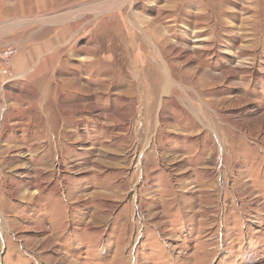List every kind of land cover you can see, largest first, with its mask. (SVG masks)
<instances>
[{"label":"rangeland","instance_id":"374dc122","mask_svg":"<svg viewBox=\"0 0 264 264\" xmlns=\"http://www.w3.org/2000/svg\"><path fill=\"white\" fill-rule=\"evenodd\" d=\"M20 1L0 0V264H264V0Z\"/></svg>","mask_w":264,"mask_h":264},{"label":"bare ground","instance_id":"6f19581e","mask_svg":"<svg viewBox=\"0 0 264 264\" xmlns=\"http://www.w3.org/2000/svg\"><path fill=\"white\" fill-rule=\"evenodd\" d=\"M215 19V18H214ZM153 33V32H152ZM141 38V37H140ZM149 38V41H152L150 39V37L148 36ZM159 38V37H158ZM139 40V39H138ZM157 40V39H156ZM159 40V39H158ZM147 40H141L140 39V42H137V38L136 37H133L131 38L130 42H129V45H128V50H131V53H136V58L137 56H141V55H144V49H146L147 47H150L149 44H147L146 42ZM148 41V42H149ZM159 46V45H158ZM152 47V46H151ZM154 51H155V55H157L158 59L160 60H157L158 61V68H157V73L155 71V74L157 75L156 78H155V83L158 85L159 82L162 83V88H165V86L168 84V82L170 81V77L172 75V70L169 68L168 66V63L167 61H165L163 55H162V52L160 50H156V48L154 47ZM143 50V51H142ZM142 51V53H141ZM148 56H146L147 58ZM147 62V61H146ZM150 62V60L148 61ZM147 65V64H146ZM146 69V68H145ZM160 79V81H159ZM159 81V82H158ZM160 86V85H159ZM162 91V90H161Z\"/></svg>","mask_w":264,"mask_h":264},{"label":"crops","instance_id":"0c3cea01","mask_svg":"<svg viewBox=\"0 0 264 264\" xmlns=\"http://www.w3.org/2000/svg\"><path fill=\"white\" fill-rule=\"evenodd\" d=\"M81 1H88V0H22L20 1V3L22 8L25 10L37 11V10H41L44 7L45 8H48L50 6L53 7L55 3L74 4Z\"/></svg>","mask_w":264,"mask_h":264},{"label":"built area","instance_id":"2783aa9c","mask_svg":"<svg viewBox=\"0 0 264 264\" xmlns=\"http://www.w3.org/2000/svg\"><path fill=\"white\" fill-rule=\"evenodd\" d=\"M16 53L15 48L8 47L4 50H0V58L3 59L6 63L9 62V59Z\"/></svg>","mask_w":264,"mask_h":264}]
</instances>
